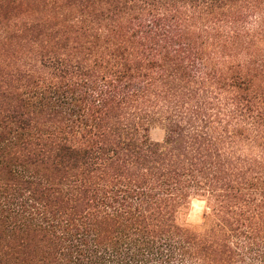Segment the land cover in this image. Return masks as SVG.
Wrapping results in <instances>:
<instances>
[{
    "label": "trees",
    "instance_id": "trees-1",
    "mask_svg": "<svg viewBox=\"0 0 264 264\" xmlns=\"http://www.w3.org/2000/svg\"><path fill=\"white\" fill-rule=\"evenodd\" d=\"M0 264H264V0H0Z\"/></svg>",
    "mask_w": 264,
    "mask_h": 264
},
{
    "label": "rangeland",
    "instance_id": "rangeland-1",
    "mask_svg": "<svg viewBox=\"0 0 264 264\" xmlns=\"http://www.w3.org/2000/svg\"><path fill=\"white\" fill-rule=\"evenodd\" d=\"M150 137L154 142H162L165 138V131L161 126H153L150 131ZM207 211L209 210L204 201L194 200L187 216V221L192 225H200L203 223Z\"/></svg>",
    "mask_w": 264,
    "mask_h": 264
}]
</instances>
